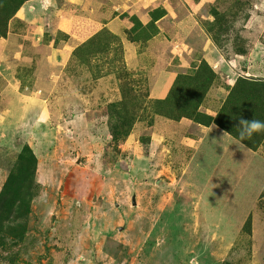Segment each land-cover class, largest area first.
Masks as SVG:
<instances>
[{"label":"rangeland","instance_id":"1","mask_svg":"<svg viewBox=\"0 0 264 264\" xmlns=\"http://www.w3.org/2000/svg\"><path fill=\"white\" fill-rule=\"evenodd\" d=\"M32 6L37 24L14 16L0 37L25 56L16 73L0 67L12 86L0 93V264H264L261 157L155 105L201 62L214 76L199 110L214 117L232 87L214 61L263 80L264 0ZM64 47L56 92L25 97L38 58L59 62Z\"/></svg>","mask_w":264,"mask_h":264},{"label":"trees","instance_id":"2","mask_svg":"<svg viewBox=\"0 0 264 264\" xmlns=\"http://www.w3.org/2000/svg\"><path fill=\"white\" fill-rule=\"evenodd\" d=\"M26 1L28 0H0V37L6 36L8 21L14 18L16 12ZM212 15L215 18L216 14L214 12ZM135 23L137 24L133 30L141 28L137 19ZM130 40L132 42L137 41L136 39ZM87 41L79 46H82ZM194 71L193 75L177 76L165 98L156 99L155 105L162 117L173 120L184 118L194 122L196 125L208 126L214 123L226 133L234 134L238 140H240L241 119L246 121L253 119L264 121V79L237 77L220 106L216 117L212 118L199 109L202 106L204 92L213 80V72L204 62L197 65ZM197 87L201 89V92ZM112 132L115 134L114 138L120 136L121 133L118 128H115ZM263 140L264 131H260L240 141L251 148H256L258 143ZM245 224L249 228L250 218L247 219Z\"/></svg>","mask_w":264,"mask_h":264},{"label":"crops","instance_id":"3","mask_svg":"<svg viewBox=\"0 0 264 264\" xmlns=\"http://www.w3.org/2000/svg\"><path fill=\"white\" fill-rule=\"evenodd\" d=\"M83 2H84V0H83ZM32 3H33V0L26 1L19 8V10L17 11V14L15 15V17H17V18H19L21 20H24L27 24L28 23L37 24V21L33 22V17L35 16L36 9L32 6ZM70 3L73 4L72 2H70ZM73 6L77 7L78 4L77 5L75 4ZM56 14L57 13H55V15ZM55 15L52 14L53 21L54 20L56 21V19H57L56 18L57 16L55 17ZM54 17H55V19H54ZM49 21H52V20H49ZM55 24H57V23L55 22ZM43 25L45 26L44 23H43ZM92 30H94V31L96 30V23H93L91 31ZM85 40L86 39H84V41ZM84 41H82V42L79 41L80 44L72 43V45L77 47V46L81 45L82 43H84ZM75 47H73V48H75ZM73 48L66 49L64 47L63 48V50H64L63 54L60 53L62 59L59 62L55 61L54 60L55 57L53 55L50 56L49 54L45 56L46 57L45 59H43L42 55L38 58L37 62H35V66H34V69L32 71V76H33V78H35V79H37L39 81H37V82L32 81V82H34V86L33 87L39 85L40 83L41 84L39 85V87H35V88L30 89L29 93L32 94V95L29 94V95H27L25 97L41 95V98H43V99L46 98L47 96H49L51 90H53V88L51 89V85L53 84V82L56 83V85H57L56 89H55V92H56V90L58 89V85H59L58 79H59V77H61V73L63 72L64 68H66L67 65L69 64V60L68 59H69V56H70ZM24 64H25V56H24V54H22V51L17 50L15 52H10V51L6 50L4 46L0 47V67L2 65V67H5L8 71L16 73L21 67L25 66ZM212 65H214L215 67H219L220 69L228 72V78H226L225 81H228V83L226 82V84H228L229 86H232L234 84V82H235V79H237V77L240 76V75H235L234 73L230 74L231 71L228 70V68H229L228 63L226 61H222L221 59L219 61H214V63ZM49 67L51 68L50 72H48V69H47ZM7 76H9L8 73H5L4 71H0V80H3L2 83L4 85V88H0V93L4 92L5 90H8L9 86L12 87L10 85V82H8L9 79L7 78ZM17 79H20V78L18 77ZM229 81H230V83H229ZM162 84H164V83H162ZM162 87H163V85H162ZM161 91H162V89L159 90V92H161ZM219 108H220V106H219ZM42 111H43V108L39 111V114H38L39 116L42 113ZM49 113H50V109L48 108V115H49ZM205 113L207 115H210V116L214 117V113L215 112L213 114H210L208 111H206ZM38 123L41 124L40 122H38ZM210 125H213V124L211 123L208 126H205V125H197V126L200 127V128L202 127V129H203V128H206V127L209 128ZM211 127L212 126H210V128ZM208 128H206V130ZM217 131H218L219 135L222 132H224L221 128H218ZM224 133H225L226 137L229 135L226 132H224ZM228 137H230V136H228ZM203 139H204V137L201 138V141ZM230 139H231L232 143L235 142V140H236V139L234 140L233 137L232 138L230 137ZM222 145H223V147H222L221 151L226 150L227 147L223 143H222ZM237 145L241 147L242 151H244V153L247 154V156L261 157L260 160L262 161L263 164L260 167H262V166L264 167V156L258 155V152H260V153H261V151L264 152V140L260 142L259 147H257L256 149H253V148H251V147H249V146H247V145H245V144H243L241 142H239V144H237ZM228 147H229V150H230L231 149V145H229ZM225 153H227V152H225Z\"/></svg>","mask_w":264,"mask_h":264},{"label":"clouds","instance_id":"4","mask_svg":"<svg viewBox=\"0 0 264 264\" xmlns=\"http://www.w3.org/2000/svg\"><path fill=\"white\" fill-rule=\"evenodd\" d=\"M240 132H239V138L241 141H243L247 137H251L253 133L264 131V121L260 120H251L246 121L241 119L240 120Z\"/></svg>","mask_w":264,"mask_h":264}]
</instances>
